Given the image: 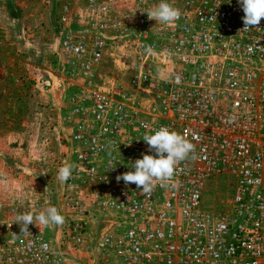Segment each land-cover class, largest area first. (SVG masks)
Here are the masks:
<instances>
[{
  "label": "built area",
  "instance_id": "2783aa9c",
  "mask_svg": "<svg viewBox=\"0 0 264 264\" xmlns=\"http://www.w3.org/2000/svg\"><path fill=\"white\" fill-rule=\"evenodd\" d=\"M55 2L56 171L74 170L53 191L0 180V264H264V19L243 31L238 0H170L181 15L167 25L147 15L159 0ZM160 126L186 133L195 159L145 195L116 177L155 155L142 138ZM221 174L228 207L202 208ZM48 206L63 224L14 222Z\"/></svg>",
  "mask_w": 264,
  "mask_h": 264
},
{
  "label": "rangeland",
  "instance_id": "374dc122",
  "mask_svg": "<svg viewBox=\"0 0 264 264\" xmlns=\"http://www.w3.org/2000/svg\"><path fill=\"white\" fill-rule=\"evenodd\" d=\"M7 3L13 4V6L16 4L18 10L14 16L13 23L15 24L11 26L16 30L10 32L12 39L9 42H14L16 46L13 52L16 51L21 60H19L20 66L17 68L19 69L18 74L12 75L11 73H14L12 70L3 72L2 86L4 94L13 93V96L15 95L19 100L16 112L20 113L19 119L23 120L25 124L19 122V125H12L10 122H12L11 117L13 118V116L9 112L11 108L9 105L5 106V116L0 121V156H3V163L0 160V180L8 182V185L21 181L39 190H44L46 185L50 191H53V187L56 185L58 161L66 152L65 145L59 142L57 129L59 118L53 110V102L56 105L58 100H61V92L55 78L53 92L48 91V88H51L50 85L43 87L45 80H40L37 83L36 81L40 77L39 71H30L26 63L36 61L43 66L44 70L56 71L58 66L56 62L58 6L55 0L2 1L0 2V11L2 12L0 25L2 27L5 25L6 28H9L8 24L11 22V19L7 18ZM19 12H23V18ZM8 39L3 37L4 42L0 41V61ZM19 40L18 45L15 41ZM109 61L111 62V57ZM42 73L47 74L46 71ZM124 73V71L121 72L122 75ZM16 77L21 79L19 83L14 81ZM46 79H50L48 75ZM29 109L32 110L31 113H29ZM1 110L3 111L2 108ZM29 116L33 117L32 126L27 125ZM5 163L8 164V167L4 166ZM9 169L14 171V176L7 171ZM4 175L7 180L4 179ZM233 182L232 175L221 174L210 177L202 194V208L217 211L227 208L233 195Z\"/></svg>",
  "mask_w": 264,
  "mask_h": 264
},
{
  "label": "clouds",
  "instance_id": "9594fccd",
  "mask_svg": "<svg viewBox=\"0 0 264 264\" xmlns=\"http://www.w3.org/2000/svg\"><path fill=\"white\" fill-rule=\"evenodd\" d=\"M244 12L243 31L260 29V21L264 19V0H238ZM149 19H155L157 23L171 24L181 15L180 9L175 7L170 0H159V2L147 12ZM251 51V49H249ZM235 117H229L228 122H234ZM148 145L149 152L142 158L130 162L129 171L117 175L116 180H123L124 183H134L142 194L150 195L157 183L164 186L175 174L176 165L188 158L195 159V144L187 138V134H181L167 126L151 129L142 138ZM74 170L71 163L63 164L57 173L61 183L67 182ZM20 225L22 233H27L30 224L43 227L61 225L64 223V216L55 206H48L38 213L26 212L18 214L14 220ZM38 222V223H37Z\"/></svg>",
  "mask_w": 264,
  "mask_h": 264
},
{
  "label": "crops",
  "instance_id": "0c3cea01",
  "mask_svg": "<svg viewBox=\"0 0 264 264\" xmlns=\"http://www.w3.org/2000/svg\"><path fill=\"white\" fill-rule=\"evenodd\" d=\"M2 1L4 2L6 0H0V2H2ZM16 7H17L16 4H14V6H13V4L7 3V7H6L7 9L6 8L5 9H6V12H7V18L8 19H11L10 20L11 22H9V24H8L9 25V28H6L5 25H4V27H2L0 25V41L4 42L3 37L9 38L8 39V42L4 46L5 50H4V53H3L2 58H1V61H0V121L2 120L3 116H5L4 115L5 114L4 110L6 109L5 106L6 105H9L10 108H11V110L14 111V112H12L11 110H9V112L13 116V118L11 117L12 122L9 121L12 125H19V122H21V124H25L23 120L20 121V119H19L20 118V115H19L20 113H18V111L16 112V109L19 106L18 103H20L19 100L16 99L15 95L13 96V93H11V94L10 93L9 94H4L5 92L3 91V86H2V78H3V72L4 71L5 72H9V71L12 70L14 72V73H11L12 75H14L15 73L16 74L19 73V69H17V68L20 66L19 60H21V58L18 56V54H17L16 51L13 52V49L16 46V45H14V42L13 41L12 42H9L12 39L11 33L13 32V30H16V28H11V26H13V24H15V23H13L14 16H16V11H18ZM1 13L2 12L0 11V15H1ZM4 13H5V11H4ZM19 14L22 15L21 18H23V12H21V13L19 12ZM11 15H12V17H11ZM17 38H19V37L17 36ZM15 42H17V44L19 45L20 40L19 41H15ZM38 63L39 62L34 61L32 63H30V62L29 63H26V65H27V68L30 71H35V70L39 71L38 73H40V77L37 79L36 82L39 83L40 80H42V81L45 80L43 87H49V85H50L51 88H48V91L53 92V90H54L53 87H54V84H55L54 78H53V80L52 79L51 80L50 79H46L47 75H48L49 78L50 77L52 78V76H51L52 75L51 74L52 71L44 70L43 69V66L39 65ZM41 71L42 72L44 71V73L46 71L47 74H43ZM20 93H21V91H20ZM1 108L3 109V111L1 110ZM31 112H32V110L29 109V113H31ZM13 113H14V115H13ZM21 117H23V116L21 115ZM27 119L29 121L27 123V125L28 126H32L33 125V122H32L33 121V117L30 118V116H29ZM0 160H2V163H3V156H0Z\"/></svg>",
  "mask_w": 264,
  "mask_h": 264
}]
</instances>
